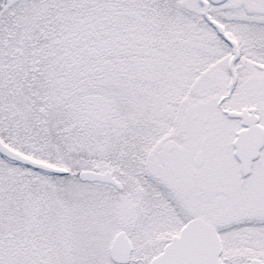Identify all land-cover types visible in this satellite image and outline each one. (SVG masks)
I'll list each match as a JSON object with an SVG mask.
<instances>
[{"label": "snow or ice", "instance_id": "snow-or-ice-1", "mask_svg": "<svg viewBox=\"0 0 264 264\" xmlns=\"http://www.w3.org/2000/svg\"><path fill=\"white\" fill-rule=\"evenodd\" d=\"M0 264H264V0H0Z\"/></svg>", "mask_w": 264, "mask_h": 264}]
</instances>
